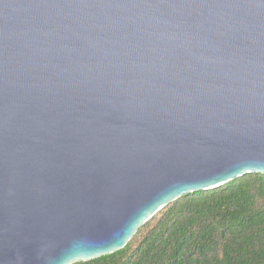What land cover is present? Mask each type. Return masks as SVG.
Masks as SVG:
<instances>
[{"label":"water","instance_id":"water-1","mask_svg":"<svg viewBox=\"0 0 264 264\" xmlns=\"http://www.w3.org/2000/svg\"><path fill=\"white\" fill-rule=\"evenodd\" d=\"M249 172L264 0H0V264L111 253Z\"/></svg>","mask_w":264,"mask_h":264},{"label":"trees","instance_id":"trees-1","mask_svg":"<svg viewBox=\"0 0 264 264\" xmlns=\"http://www.w3.org/2000/svg\"><path fill=\"white\" fill-rule=\"evenodd\" d=\"M71 264H264V173L184 193L122 248Z\"/></svg>","mask_w":264,"mask_h":264}]
</instances>
